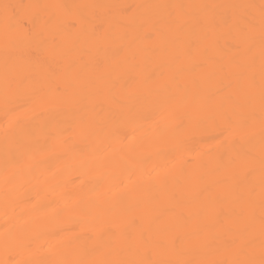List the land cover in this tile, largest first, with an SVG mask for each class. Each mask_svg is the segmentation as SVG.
Segmentation results:
<instances>
[{
	"label": "bare ground",
	"instance_id": "bare-ground-1",
	"mask_svg": "<svg viewBox=\"0 0 264 264\" xmlns=\"http://www.w3.org/2000/svg\"><path fill=\"white\" fill-rule=\"evenodd\" d=\"M260 3L0 0V264L259 260Z\"/></svg>",
	"mask_w": 264,
	"mask_h": 264
},
{
	"label": "snow or ice",
	"instance_id": "snow-or-ice-1",
	"mask_svg": "<svg viewBox=\"0 0 264 264\" xmlns=\"http://www.w3.org/2000/svg\"><path fill=\"white\" fill-rule=\"evenodd\" d=\"M8 7L7 5L5 6ZM161 7L166 8H183V5H163ZM190 7V6H189ZM244 7L256 8V5H246ZM260 11V37L261 44L264 46V0H261L259 5ZM255 30V25L251 21H248L247 31L244 33L245 37L250 39L251 34ZM251 52V48L248 49ZM6 98L7 95L12 92L11 86L6 79ZM254 78L249 76L243 79L240 83V88L250 91L254 88ZM260 110H261V193L264 196V51H262L261 57V94H260ZM230 132H234L229 128ZM236 231L240 234L238 238L231 241L230 251L232 258L229 260H198V261H176L175 264H264V211L261 214V222L259 229V260L255 259L256 253V235L251 222V218L242 212L241 224L236 226ZM51 264H57V262H51ZM62 264H92L87 260L80 261H65ZM104 264H152L150 261L143 260H113L106 261Z\"/></svg>",
	"mask_w": 264,
	"mask_h": 264
}]
</instances>
